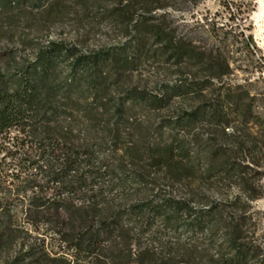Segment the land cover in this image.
I'll return each mask as SVG.
<instances>
[{"label": "trees", "instance_id": "trees-1", "mask_svg": "<svg viewBox=\"0 0 264 264\" xmlns=\"http://www.w3.org/2000/svg\"><path fill=\"white\" fill-rule=\"evenodd\" d=\"M144 8L151 13L165 5ZM154 47L152 57L175 64L204 61L196 47L173 38L160 23L126 44L86 53L48 41L9 75L0 68V254L19 241L17 251L0 255V264H178V256L193 254L191 246L171 240L178 230L204 232V250L213 251L205 264H264L262 251L238 243L246 221L238 212L261 197L262 173L245 156L238 127L252 122L250 105L228 95L204 102L199 88L200 105L159 122L152 139L148 130L136 133L126 126L130 109L169 110L172 95L195 87L184 81L159 96L122 92L127 75ZM79 110L89 123L76 131L69 115ZM203 123L226 139L225 147L213 143L203 162L210 173L206 190L240 193L227 203L195 198L191 189L183 197L174 194L181 180L175 178L180 172L175 152L188 156L186 141L175 131ZM260 137L264 150V134ZM149 167L161 170L160 181L149 178ZM222 232L233 253L228 258L216 240Z\"/></svg>", "mask_w": 264, "mask_h": 264}, {"label": "rangeland", "instance_id": "rangeland-1", "mask_svg": "<svg viewBox=\"0 0 264 264\" xmlns=\"http://www.w3.org/2000/svg\"><path fill=\"white\" fill-rule=\"evenodd\" d=\"M158 5H165V8L154 9L151 13L140 10ZM160 23L173 38L186 46L196 47L204 55V61L198 65L191 61L175 64L165 56L154 54L152 57L155 47L148 51L149 58L125 78L120 87L122 92L135 90L159 96L166 91L165 87L171 88L184 81H192L195 87L192 86V92L187 95H170L169 110L152 106L130 109L126 126L136 133L148 130L152 139V130L159 122L174 121L190 106L200 105L199 88L203 89L204 102L216 95L221 98L228 95L250 105L252 122L246 127L234 126L240 128L245 156L250 163H257L258 168L254 169L262 173L258 178L261 197L250 202L247 211L238 212L246 218L238 243H249L264 256V150H259L260 135L264 134V12L259 0H0V68L9 75L22 62L32 59L48 41L75 45L80 52L86 53L126 44L149 24ZM213 73H223V76L220 80L212 79L209 75ZM69 116H72L76 131L89 123L81 110ZM105 119L101 117L100 122ZM175 133L188 147V156L183 152H175L174 156L180 169L175 178L181 179L173 188L176 196L183 197L187 189H191L195 191V198H217L227 203L240 194L237 189L223 188L217 192L205 189L210 173L204 169L203 157L213 143L226 146V139L217 129L203 123L179 127ZM149 172L152 181H160L163 175L157 167H149ZM160 187L166 186L160 183ZM240 202L243 205L245 200ZM222 219L225 225L228 215L224 214ZM18 220L25 224L22 214L18 215ZM219 235L216 240L224 244L225 232ZM172 239L193 249L191 256H178L175 260L178 264H205L213 253L204 250L208 243L204 232L178 230ZM18 245L19 241L13 242L3 248L0 255L5 251L14 253ZM232 254L224 244L222 257Z\"/></svg>", "mask_w": 264, "mask_h": 264}, {"label": "bare ground", "instance_id": "bare-ground-1", "mask_svg": "<svg viewBox=\"0 0 264 264\" xmlns=\"http://www.w3.org/2000/svg\"><path fill=\"white\" fill-rule=\"evenodd\" d=\"M259 6L262 12H264V0H259Z\"/></svg>", "mask_w": 264, "mask_h": 264}]
</instances>
